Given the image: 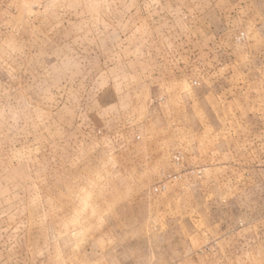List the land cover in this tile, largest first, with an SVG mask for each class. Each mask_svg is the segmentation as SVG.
<instances>
[{
	"label": "rangeland",
	"instance_id": "obj_1",
	"mask_svg": "<svg viewBox=\"0 0 264 264\" xmlns=\"http://www.w3.org/2000/svg\"><path fill=\"white\" fill-rule=\"evenodd\" d=\"M0 264H264V0H0Z\"/></svg>",
	"mask_w": 264,
	"mask_h": 264
}]
</instances>
